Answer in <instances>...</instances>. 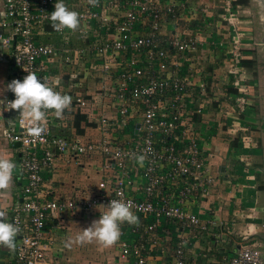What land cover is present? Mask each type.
Segmentation results:
<instances>
[{"label": "built area", "instance_id": "obj_1", "mask_svg": "<svg viewBox=\"0 0 264 264\" xmlns=\"http://www.w3.org/2000/svg\"><path fill=\"white\" fill-rule=\"evenodd\" d=\"M56 2L2 0L1 54L12 56L21 81L35 73L60 86L63 78L52 70L74 69L67 78L69 89L75 90L73 119L84 116L97 135L70 139L54 134L49 116L44 134L33 142L26 134L28 121L20 113L13 130L3 132L4 139L19 148L20 202L12 208L10 223L20 232L12 264L45 262L42 240L50 216L106 210L112 199L131 201L139 217L128 233L121 230L116 243L123 264H264L253 238L258 228L253 220L256 199L248 201L240 194L236 205L233 196L239 186L255 190L247 161L261 153L251 143L250 97L256 81L247 76L250 53L242 47L250 40L245 38L248 29L239 26L236 1L220 0L224 34H212L206 10L198 1L186 0H100L97 7L87 0H64L79 13L80 26L76 32L58 33L49 21ZM167 20L197 23L170 34L164 32ZM35 26L50 34H35ZM40 35H47L48 41H38ZM217 54L223 60L216 62ZM78 75L84 82L82 92H77ZM14 99L5 100V108ZM214 106L224 110L213 113ZM221 134L229 136L227 144L236 140L235 147L226 146L224 159L230 156L238 164L222 188L224 173L211 165L217 156L212 146L220 141L224 146ZM140 155L145 157L143 165L137 162ZM57 157L76 163L80 158H99L100 170L110 180L99 182L91 197L49 200L42 191L43 172L52 169ZM221 191L231 194L227 216ZM245 210L250 214L244 216ZM238 217L249 223L238 243L219 260L212 248L225 242L222 230L230 232ZM193 240L207 244L199 252L200 262L197 253L189 255Z\"/></svg>", "mask_w": 264, "mask_h": 264}, {"label": "crops", "instance_id": "obj_2", "mask_svg": "<svg viewBox=\"0 0 264 264\" xmlns=\"http://www.w3.org/2000/svg\"><path fill=\"white\" fill-rule=\"evenodd\" d=\"M186 1L191 4L198 1L206 10V16L210 18L211 25L216 23V21L213 22L215 18L212 10L215 9L218 0ZM2 5V0H0V8ZM196 23V20H185V22L180 21L177 23L167 20L164 25V32H170V34L178 33L184 30L183 28L189 29V27L195 26ZM215 27H218L217 24ZM34 33L50 34L47 33V31L44 32L40 26H35ZM92 34L94 33L92 32ZM37 39L38 41L44 43L48 41V36L40 35ZM1 53L2 50L0 48V56L2 57V60L0 61V156L11 159L17 166L19 159L18 145L5 140L2 131L4 129V125L9 123L12 124L13 130V124L19 114L16 110H7L3 105L5 100L15 98L14 94L7 90L6 86L11 83V81L18 78L12 56L10 54L4 55ZM10 68H13L14 72L10 71ZM72 71H74V69L57 70L54 68L52 70V74L63 78L64 82L60 86H55L56 90L62 94L71 95L73 102L75 90L71 92L67 83L68 75L71 74ZM77 84L80 85V88L77 87V92H82V85L84 82L81 75H78ZM76 121L77 126L75 125ZM48 124L51 126L54 134L65 136L70 139H73L75 136L90 138L97 135L96 131L88 126L84 116L78 117L76 120L73 119L71 108L65 111L62 119L50 116ZM221 142L222 141L216 142L212 146V149H214L213 152L214 154L216 153L217 156L214 157L211 165L214 171L218 170L219 172L224 173V175H220V184L222 188L226 185V183H223L224 179H229L230 176H232L233 170L238 167V164L228 163V160L231 161L229 158L226 160L224 159L226 146H223ZM100 163L101 161L99 158L93 157L89 159L80 158L78 163L69 157H57L54 159L51 170L44 169L42 191L46 193V197L49 200H73L80 197H91L97 190L99 182L104 180H107L108 182L110 180L109 177H107V174L100 170ZM237 171L239 174L243 175L242 170L238 169ZM17 176L18 172L17 169H15L13 183L10 188L7 191L0 190V212L5 214L4 218L7 222H10L12 208L20 202V181ZM218 191L220 192V189ZM240 194L248 201H251V197L253 196L257 202L256 190H253L252 188H243L237 189V191L235 190V193L233 194L236 199L234 201L236 205L239 203L238 198ZM230 197L231 194L222 193L221 191V198L223 201L221 208L226 216L228 209V202L226 200ZM104 211L105 210L98 209L90 214H86L82 211H69L57 213L53 217L50 216L46 224V237L42 240V244L46 251V259L42 264H123V260L119 257L116 244L109 248L100 247L95 242L85 244L83 246L73 244L71 248L64 247V242L66 240H75L81 230L86 229L94 220L99 219L100 214ZM130 227V225L125 223L121 225V230L123 229L128 233ZM128 237L132 238L131 236ZM193 242H195V244H193V247L190 248L192 250V254L189 255L191 256L193 253H197L199 255V252L202 251L203 248L207 247V244L203 243V241L199 242L198 240H193ZM215 249L218 250V247L214 246L212 248V252L215 251ZM218 253L220 252L216 251L215 255ZM170 254V252H167L166 255L169 257ZM13 255L14 250L10 251L6 248H0V264H12ZM201 258L202 257L199 255L197 262H200ZM217 259L221 260L218 256Z\"/></svg>", "mask_w": 264, "mask_h": 264}, {"label": "clouds", "instance_id": "obj_3", "mask_svg": "<svg viewBox=\"0 0 264 264\" xmlns=\"http://www.w3.org/2000/svg\"><path fill=\"white\" fill-rule=\"evenodd\" d=\"M92 7L99 6L100 0H87ZM54 11L49 14L52 29L56 32L69 30L76 32L80 26L79 13L70 10L64 0H57ZM59 81L55 84L58 85ZM7 90L11 91L15 99L6 103L7 110H16L28 121L27 136L33 142L39 140L45 132L43 126L49 116L62 119L66 110L71 108L72 97L56 90L48 80H41L35 73H28L24 79L13 80L7 84ZM145 157L140 155L137 162L143 165ZM16 165L6 157L0 156V190L7 191L13 183ZM99 219L94 220L89 227L82 229L75 240L64 242L65 248H71L73 244L83 246L95 242L98 246L109 248L117 243L121 235V225L127 223L137 226L139 217L133 212L131 201L112 199ZM5 214L0 212V248L14 250L17 235L20 229L14 223L7 222Z\"/></svg>", "mask_w": 264, "mask_h": 264}, {"label": "rangeland", "instance_id": "obj_4", "mask_svg": "<svg viewBox=\"0 0 264 264\" xmlns=\"http://www.w3.org/2000/svg\"><path fill=\"white\" fill-rule=\"evenodd\" d=\"M234 1H236L235 4L238 6L239 26L243 29H248V35L245 38L250 40V44L242 47L243 51L250 53L248 55L250 58L247 61V63H249L246 67L247 76L250 80L256 81L254 85V91L250 97V103L254 112V119L252 120V131L254 133V137L251 138V143H255L257 147L260 148L261 153L259 155L251 156L247 163L249 165L248 169L253 173L254 176L257 198L256 206L258 208L256 214L253 215V220H257L255 225L258 227L256 236L253 238L257 240L262 256H264V173H262L264 172V14H262L261 9L264 8V4L263 0H244L241 3H237V0ZM212 12L215 18L213 22L216 21V23H213L210 26V32L212 34H224V32H226L227 26L226 22L221 21L219 17V15L223 12L222 3L220 0H218V3H216V7L212 10ZM216 24L218 27H215ZM215 60L218 62L223 60V57L220 54H217ZM10 71L14 72L13 68H10ZM221 87L222 85L220 86L218 82V90H221ZM220 109L224 110V107L217 108L214 106L211 111L217 114ZM221 137L224 139L225 146L231 144V141L228 144L226 141L229 139V136L221 134ZM239 137H241V134H238V138ZM228 147H231V145ZM230 160L231 161L228 160L227 162L235 164L232 159ZM255 176H259V178H256ZM259 183L263 186V190L257 189V186L260 185ZM238 189H242V187L239 186ZM249 214L250 213L248 211H244V216ZM248 223V219L238 217L230 229V232L226 231L225 229L222 230L225 234V236L222 235V239L225 240V242L219 245L221 247L218 246V250L215 249L214 252H221V250L230 251L233 248V243H238L239 234L244 230L245 225ZM229 239L230 245L226 243Z\"/></svg>", "mask_w": 264, "mask_h": 264}, {"label": "trees", "instance_id": "obj_5", "mask_svg": "<svg viewBox=\"0 0 264 264\" xmlns=\"http://www.w3.org/2000/svg\"><path fill=\"white\" fill-rule=\"evenodd\" d=\"M244 0H237V3H241V2H243ZM249 63V62H248ZM247 62H245V67H247V64H248ZM78 117H82V116H79V115H75L74 116V120H76V118H78ZM82 119V118H81ZM76 124V126H77V121L75 122ZM227 141V140H226ZM228 142V141H227ZM232 147H235L236 146V140H234V141H232L231 142V144H230ZM262 173H264V172H262ZM261 173V174H262ZM256 178H259V176H255ZM260 184V183H259ZM257 189L258 190H263V186L260 184L259 186H257ZM229 245H230V243H229ZM219 247H221V246H219ZM227 252H228V250L227 251H223V250H221V252L219 253V254H217L220 258H222V257H225V255L227 254ZM221 255H223V256H221Z\"/></svg>", "mask_w": 264, "mask_h": 264}, {"label": "flooded vegetation", "instance_id": "obj_6", "mask_svg": "<svg viewBox=\"0 0 264 264\" xmlns=\"http://www.w3.org/2000/svg\"><path fill=\"white\" fill-rule=\"evenodd\" d=\"M11 130H12V124L9 123V124H5V125H4V129H3V131H2V130H1V131H2V132H5V131H6V132H9V131H11ZM7 141H8V140H7Z\"/></svg>", "mask_w": 264, "mask_h": 264}, {"label": "bare ground", "instance_id": "obj_7", "mask_svg": "<svg viewBox=\"0 0 264 264\" xmlns=\"http://www.w3.org/2000/svg\"><path fill=\"white\" fill-rule=\"evenodd\" d=\"M263 4H264V0H263ZM260 5V4H259ZM262 9V14H264V8H261ZM264 16V15H263Z\"/></svg>", "mask_w": 264, "mask_h": 264}, {"label": "water", "instance_id": "obj_8", "mask_svg": "<svg viewBox=\"0 0 264 264\" xmlns=\"http://www.w3.org/2000/svg\"><path fill=\"white\" fill-rule=\"evenodd\" d=\"M222 170H223V168H222Z\"/></svg>", "mask_w": 264, "mask_h": 264}]
</instances>
